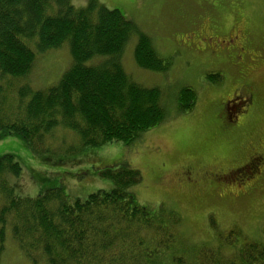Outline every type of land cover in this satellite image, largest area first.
<instances>
[{
	"label": "trees",
	"instance_id": "1",
	"mask_svg": "<svg viewBox=\"0 0 264 264\" xmlns=\"http://www.w3.org/2000/svg\"><path fill=\"white\" fill-rule=\"evenodd\" d=\"M134 37L139 67L169 69L148 34L99 0L81 8L73 0H0V80L27 78L37 52L67 42L73 59L59 81L43 89L0 83V137L19 136L36 153L52 154L47 139L63 129L77 139L59 147L73 155L141 139L165 120L167 97L126 71L122 54ZM207 78L222 79L219 73ZM176 99L182 111H191L198 92L186 86ZM21 172L12 154L0 158V264L8 232L31 264H264V244L236 228L213 243L189 245L176 212L138 201L133 188L143 176L127 162L99 170L113 188L85 199L71 198L63 186L18 196L10 177Z\"/></svg>",
	"mask_w": 264,
	"mask_h": 264
},
{
	"label": "rangeland",
	"instance_id": "2",
	"mask_svg": "<svg viewBox=\"0 0 264 264\" xmlns=\"http://www.w3.org/2000/svg\"><path fill=\"white\" fill-rule=\"evenodd\" d=\"M88 1L73 0V4L81 8ZM99 1L132 19L170 63L163 72L139 67L134 58L136 37L122 54V63L133 79L163 90L167 97L165 120L130 145L113 142L74 155L59 147L77 139L63 129H58L50 142L47 139L52 154L36 153L19 136L0 137V158L12 154L22 167L19 176L10 177L16 194L36 197L63 186L71 198L85 199L100 189L113 188L99 170L127 162L143 176L133 188L138 201L176 212L182 218L181 238L192 247L213 243L233 228L248 241L264 244V170L258 180L255 173L246 181L237 175L235 183L206 177L194 185L198 177L194 178L193 169L204 167L206 173L232 169L246 160L252 149H264V0ZM240 44L246 50L243 60L231 55L228 61L226 49ZM233 52L239 54L237 48ZM37 54L27 78H4L0 83H28L33 89H43L57 83L73 61L68 42ZM240 66L247 73L244 83H250L255 93V109L245 118L246 100L231 103V113L225 110L227 99L243 84L238 81ZM210 73L221 74V81L208 79ZM186 86L198 92V99L191 111L184 112L176 95ZM190 171L193 181L187 180ZM1 264H31L10 232Z\"/></svg>",
	"mask_w": 264,
	"mask_h": 264
},
{
	"label": "flooded vegetation",
	"instance_id": "3",
	"mask_svg": "<svg viewBox=\"0 0 264 264\" xmlns=\"http://www.w3.org/2000/svg\"><path fill=\"white\" fill-rule=\"evenodd\" d=\"M233 42V40H232ZM213 49L214 52H217V50L215 49V47H211ZM235 48H237L239 50V54L237 56H235L234 54V50ZM226 51L228 53V55H226L227 60H230L231 55H233L236 59H241L243 60L244 56H245V47L244 45L242 46L240 44V46L238 45L237 47H232V48H228L226 49ZM218 57H220L219 55H217ZM241 75L239 76V80H241V82L243 83L240 87H238L235 91H233V94L230 96L229 99H227L226 101V105H227V109L226 112L231 113L230 111V104L232 103H239L241 99L246 100L247 101V108L244 110V118L245 117H250L253 114V111L255 108H253L254 106V100H255V93L254 90L252 88V86L250 85V83H244L247 80V73L245 72L246 69L244 66H240V70ZM257 149V148H256ZM256 149H252L250 155L248 156V158L246 160H244L243 162H241L240 164H238L237 166L233 167L232 169H219L218 172H209L206 173L207 171H205V168H198V167H194L193 169L195 170L194 172V178L198 177V180L194 182V185H197L199 183H201L200 179L206 180V177L209 178V181L211 180H217L220 181L222 183H235L236 178L235 176H242V181H246L249 180L250 175L257 173L258 174V179H260L263 175V170H264V149L261 150H256ZM253 170V171H249ZM187 180L189 181H193V173L190 171V173L187 176ZM230 180V181H228ZM238 186H240V183L238 182Z\"/></svg>",
	"mask_w": 264,
	"mask_h": 264
}]
</instances>
